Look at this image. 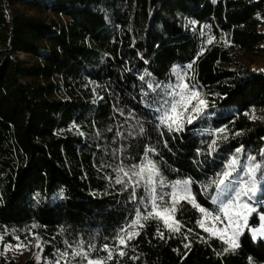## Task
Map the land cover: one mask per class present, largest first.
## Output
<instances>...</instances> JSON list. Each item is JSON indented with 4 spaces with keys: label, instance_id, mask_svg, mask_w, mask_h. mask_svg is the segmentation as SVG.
<instances>
[{
    "label": "trees",
    "instance_id": "trees-1",
    "mask_svg": "<svg viewBox=\"0 0 264 264\" xmlns=\"http://www.w3.org/2000/svg\"><path fill=\"white\" fill-rule=\"evenodd\" d=\"M263 41L264 0H0V264H14L5 244L30 247L26 264H87L73 249L107 257L105 243L113 251L106 264H264V240L248 233L259 209L240 247L223 258L222 242L204 241L200 214L188 205L177 214L181 233L193 230L187 240L155 217L127 246L112 239L144 208L120 190L117 175L127 177L116 168L139 163L145 146L157 149L151 155L167 180L191 177L197 202L210 209L214 189L202 186L236 147L264 160V71L249 68ZM186 67L206 115L168 133L156 127L158 94L147 84ZM220 127L226 131L214 134ZM214 135L227 140L207 155Z\"/></svg>",
    "mask_w": 264,
    "mask_h": 264
},
{
    "label": "snow or ice",
    "instance_id": "snow-or-ice-1",
    "mask_svg": "<svg viewBox=\"0 0 264 264\" xmlns=\"http://www.w3.org/2000/svg\"><path fill=\"white\" fill-rule=\"evenodd\" d=\"M139 79L143 81L145 77L142 75ZM160 87L161 85L154 83L147 84V88L156 91L160 97L151 101V104L157 105L155 109L157 113L155 118L158 121L157 128H164L168 133L182 132L187 124H192L193 121L206 115L208 102L201 97L199 89L190 85L183 75L176 74V83L170 87L166 94L159 92ZM116 110L122 116L125 114L123 109ZM133 115L132 111L128 112V116ZM249 118L255 119V116ZM144 131L143 125H140L139 132L144 133ZM225 131L226 128L224 127L213 130L214 134ZM129 134L137 135L131 129ZM81 135H83L82 132ZM222 140H227V136L214 135L207 145V155H212ZM164 144L167 147V141ZM202 151L200 148L196 149L197 154H201ZM156 152L155 147L145 146L139 163L130 164L127 168L123 165L116 168L118 174L122 173L123 177H127L125 180L117 175L116 183L121 185L120 190L123 192L130 189L128 200L138 201L144 206L143 211L137 208L134 216L112 238L116 248H119L120 245L127 246L129 241L140 234L139 229L145 227L144 221L152 217L162 221L164 227L171 234L180 233L183 239L187 240L188 233L193 230L188 229L187 232L181 233L182 222L177 219V214L184 205L191 206L200 214L196 224L205 233H208V237H203L205 242L213 237L222 242V251L216 252L218 257L223 258L227 254L234 253L240 247V236L249 225L250 217L253 220L256 219L254 214L257 213L258 209L260 226L251 229V236L254 240L258 236L264 237V205L256 196L258 191L261 196H264V160L257 159V156L251 152L244 154L243 144L236 147L221 169L214 172L209 182L202 186L205 191L209 187L214 189L211 200L215 207L210 209L197 202L191 187L195 181L191 177L176 180H167L164 177L157 161L151 155ZM241 154H244L243 160ZM259 155L264 157V148L259 150ZM164 188H169L170 192H162L161 190ZM138 189L147 195L138 196ZM134 227L136 230L132 231L131 229ZM156 235L161 239L164 238V233L159 227L156 229ZM15 239L19 241L20 237L16 236ZM2 240L3 236H0V241ZM65 243L67 244V241ZM79 243L83 244V241ZM191 243L192 241H188L184 247L189 248ZM37 244L39 245V240ZM4 247L8 248L9 244H5ZM16 247H20V245L17 244ZM89 247L95 248V245L89 244ZM102 248L107 251V257L93 259L84 247H80L79 251L74 248L72 255L86 259L87 264H106V260L113 258V251L107 243L103 244ZM64 255H67L66 251ZM120 255H124L122 250H120ZM251 260L252 258L249 257V264H251ZM56 264H59V261H56Z\"/></svg>",
    "mask_w": 264,
    "mask_h": 264
},
{
    "label": "rangeland",
    "instance_id": "rangeland-1",
    "mask_svg": "<svg viewBox=\"0 0 264 264\" xmlns=\"http://www.w3.org/2000/svg\"><path fill=\"white\" fill-rule=\"evenodd\" d=\"M20 10L22 13L27 14V15H34V11L31 10H25L22 7H20ZM47 16V15H46ZM193 27L195 30L198 29L199 35L202 37H205V30L203 29L204 26L199 27L196 24H193ZM260 47L263 48V53L259 55L258 57L253 58V63L249 66L250 69H254L256 71H264V41L260 44ZM14 56H16L20 60H24L27 58V55L20 53V52H15ZM241 60V57H240ZM242 63V60H241ZM176 74H181L184 76V79L193 87V75L192 71L190 69L186 68H174L172 69L169 79L167 82L158 84L161 85L159 88V92L162 94H166V92L170 89L172 85L176 83ZM196 88V87H195ZM202 97V96H201ZM158 95V99H159ZM245 154V153H244ZM244 154H241V159H244ZM260 192L258 191L256 193V196L259 197ZM211 205L213 208L215 205L212 204V200L210 201ZM253 204H255V201H253ZM259 216V214H258ZM259 221V218H258ZM260 225V222H259ZM252 229L249 228L248 231ZM203 230V229H202ZM17 245V244H16ZM16 245H10L8 248H4L3 250V255L6 257L7 260L12 261L14 264H26L27 261H29L32 258V250L30 247L24 246L22 244H19L20 247H16ZM116 253L120 254V250H114ZM43 264H56V260L50 259V258H44L43 259Z\"/></svg>",
    "mask_w": 264,
    "mask_h": 264
},
{
    "label": "water",
    "instance_id": "water-1",
    "mask_svg": "<svg viewBox=\"0 0 264 264\" xmlns=\"http://www.w3.org/2000/svg\"><path fill=\"white\" fill-rule=\"evenodd\" d=\"M259 226H260V225H259ZM259 226H258V227H259ZM248 233H249L250 237L252 238V236H251V229L248 231ZM256 239H263V240H264V237H259V236H258ZM256 239H255V240H256ZM253 240H254V239H253Z\"/></svg>",
    "mask_w": 264,
    "mask_h": 264
}]
</instances>
